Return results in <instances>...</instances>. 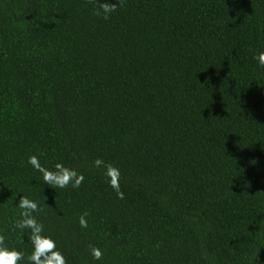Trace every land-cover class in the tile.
<instances>
[{"label": "trees", "instance_id": "trees-1", "mask_svg": "<svg viewBox=\"0 0 264 264\" xmlns=\"http://www.w3.org/2000/svg\"><path fill=\"white\" fill-rule=\"evenodd\" d=\"M95 7L0 0L5 244L27 264L12 230L24 195L67 264H264V68L250 51L264 0H123L107 20ZM31 155L84 181L46 185Z\"/></svg>", "mask_w": 264, "mask_h": 264}, {"label": "clouds", "instance_id": "clouds-1", "mask_svg": "<svg viewBox=\"0 0 264 264\" xmlns=\"http://www.w3.org/2000/svg\"><path fill=\"white\" fill-rule=\"evenodd\" d=\"M123 3V0H95L96 7L93 10V15L99 16L102 19H109L111 14L118 10V7ZM252 59L257 62V66L264 68V47H257L250 50ZM27 163L34 170L42 174V179L46 185H51L53 188H66L71 184L73 188H78L84 181V176L78 174L76 170L66 168L63 164H56L54 170H49L40 163L37 155H31L27 159ZM99 166L102 161H95ZM109 186L117 193L119 199L124 198V194L120 191L119 185V170L111 165H106ZM20 209V214L14 220L12 230H18L22 235L26 234L27 243H30V253L27 256V264H67L64 253L58 247L57 241L46 234L44 225L37 219L40 211V206L37 201L29 199L27 196L20 195L15 203ZM87 213L82 214L78 218L79 226L87 228ZM91 257L100 261L104 255L100 248L91 245L89 248ZM25 260V254L5 244V236L0 235V264H21Z\"/></svg>", "mask_w": 264, "mask_h": 264}]
</instances>
